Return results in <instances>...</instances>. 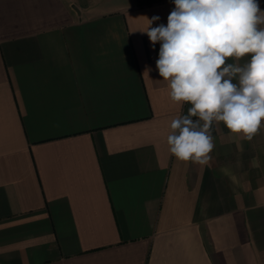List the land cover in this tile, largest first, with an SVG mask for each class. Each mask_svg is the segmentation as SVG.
<instances>
[{
	"label": "crops",
	"instance_id": "crops-1",
	"mask_svg": "<svg viewBox=\"0 0 264 264\" xmlns=\"http://www.w3.org/2000/svg\"><path fill=\"white\" fill-rule=\"evenodd\" d=\"M174 7L0 0V264H264V123L169 151L191 105L144 31Z\"/></svg>",
	"mask_w": 264,
	"mask_h": 264
},
{
	"label": "clouds",
	"instance_id": "clouds-1",
	"mask_svg": "<svg viewBox=\"0 0 264 264\" xmlns=\"http://www.w3.org/2000/svg\"><path fill=\"white\" fill-rule=\"evenodd\" d=\"M174 4L166 26L151 27L160 19L153 16L144 32L153 47L160 43L156 68L171 100L191 105L170 124L169 151L204 165L214 148V122L248 141L264 123V10L257 0Z\"/></svg>",
	"mask_w": 264,
	"mask_h": 264
}]
</instances>
